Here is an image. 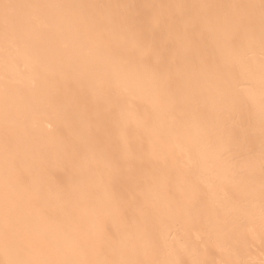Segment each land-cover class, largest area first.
I'll return each mask as SVG.
<instances>
[{
	"label": "snow or ice",
	"instance_id": "1",
	"mask_svg": "<svg viewBox=\"0 0 264 264\" xmlns=\"http://www.w3.org/2000/svg\"><path fill=\"white\" fill-rule=\"evenodd\" d=\"M0 24L6 50L62 42L45 98L70 121L53 151L46 109L23 141L6 110L0 264H216L246 238L232 225L257 191L264 246V0L3 2ZM208 203L193 239L185 225Z\"/></svg>",
	"mask_w": 264,
	"mask_h": 264
},
{
	"label": "bare ground",
	"instance_id": "2",
	"mask_svg": "<svg viewBox=\"0 0 264 264\" xmlns=\"http://www.w3.org/2000/svg\"><path fill=\"white\" fill-rule=\"evenodd\" d=\"M97 3V4H132V5H168L174 3H184L190 5H226L238 3H259V0H0V3ZM164 13L168 10L164 9ZM3 28L0 24V163L3 159V135L5 126V113H9L13 121V134L17 140H25L30 137L31 125L34 113L37 108L46 109L45 115L48 123L52 125V130H45V136L49 147L54 151L56 141L62 129L65 133L70 132V121L58 115L55 108L48 107L45 93L53 88L54 81L45 78L46 73H50L59 68L62 42L54 36L36 35L26 37L15 47L6 50L3 39ZM78 55V52H74ZM259 91L252 103L258 108ZM148 108L144 105L141 114ZM119 136V131L115 132ZM257 150L259 139L256 140ZM150 164L145 165V169L150 168ZM242 203L247 205V200ZM211 209V204L202 205L192 213V218L185 227L190 228L191 236L196 239L199 236L197 231L206 220ZM261 208L259 203V193L257 191L254 207L246 217L237 219L232 230L237 235L245 234L246 238L241 239L238 244V252L222 245L223 250H218L213 259L216 264H224L225 261L244 260L249 264H261L264 260V246L260 241L261 231ZM2 258V256H0Z\"/></svg>",
	"mask_w": 264,
	"mask_h": 264
}]
</instances>
